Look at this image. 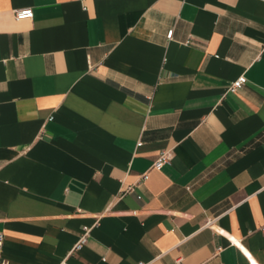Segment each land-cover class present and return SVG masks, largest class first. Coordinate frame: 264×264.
Here are the masks:
<instances>
[{
    "label": "crops",
    "instance_id": "crops-1",
    "mask_svg": "<svg viewBox=\"0 0 264 264\" xmlns=\"http://www.w3.org/2000/svg\"><path fill=\"white\" fill-rule=\"evenodd\" d=\"M263 43L264 0H0V264H264Z\"/></svg>",
    "mask_w": 264,
    "mask_h": 264
},
{
    "label": "built area",
    "instance_id": "built-area-1",
    "mask_svg": "<svg viewBox=\"0 0 264 264\" xmlns=\"http://www.w3.org/2000/svg\"><path fill=\"white\" fill-rule=\"evenodd\" d=\"M13 15L15 18H24V17H32L33 16V10L32 7L30 6H21V7H15L13 8ZM173 30L174 27L173 25L170 26L167 31H166V37L168 39H170L172 37L173 34ZM264 47V43L262 44V48ZM246 81V76L245 74L241 73L239 74L236 78H234L233 80H231L229 82V84L226 87V91H236L238 90ZM173 152L171 148H163L161 149L156 158L153 160L152 162V166L155 167H160L162 166L164 163L169 162L170 159L172 158ZM147 170L143 171L140 173V178L142 180H144L147 177ZM133 190V184H128L125 188H122V193L125 191H131ZM121 193V194H122ZM213 221V219H207L205 221V225H209L211 222ZM91 226H83V232L79 235V237L77 238V240L73 243V245L71 246L68 254L73 253L75 250H78L86 241L87 236L89 234V230H90ZM264 229V228H263ZM3 240H4V233L2 230H0V250L2 248L3 245ZM2 263H6V260L2 259L1 260ZM59 264H70L66 257L62 258V260L59 262ZM138 264H146V262H138Z\"/></svg>",
    "mask_w": 264,
    "mask_h": 264
}]
</instances>
